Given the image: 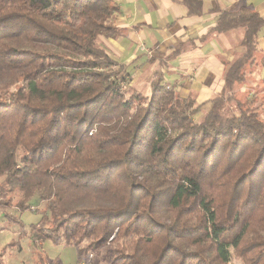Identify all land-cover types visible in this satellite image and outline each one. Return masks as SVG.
<instances>
[{
	"label": "trees",
	"instance_id": "1",
	"mask_svg": "<svg viewBox=\"0 0 264 264\" xmlns=\"http://www.w3.org/2000/svg\"><path fill=\"white\" fill-rule=\"evenodd\" d=\"M210 12V32L241 30L244 51L198 103L165 79L184 43L152 59L149 93L134 88L135 66L100 42L123 33L116 0H0V207L44 203L35 244L93 264H264V94L242 90L264 17L245 2Z\"/></svg>",
	"mask_w": 264,
	"mask_h": 264
},
{
	"label": "crops",
	"instance_id": "2",
	"mask_svg": "<svg viewBox=\"0 0 264 264\" xmlns=\"http://www.w3.org/2000/svg\"><path fill=\"white\" fill-rule=\"evenodd\" d=\"M203 1L204 14L190 16L177 0H116L118 13L114 23L123 33L118 38L101 37L102 42L122 63L135 66L134 78L150 62L151 69L157 68L158 60L152 59L158 54L169 53L184 43L185 50L167 61L165 78L181 95L192 96L198 103L206 102L221 90L226 62L244 51L240 46L241 30L210 32L218 16L210 11L217 4L237 8L245 2L264 17V0ZM259 48L264 52V34L259 38Z\"/></svg>",
	"mask_w": 264,
	"mask_h": 264
},
{
	"label": "rangeland",
	"instance_id": "3",
	"mask_svg": "<svg viewBox=\"0 0 264 264\" xmlns=\"http://www.w3.org/2000/svg\"><path fill=\"white\" fill-rule=\"evenodd\" d=\"M264 34V28L260 33V37ZM102 38H100V42ZM264 53L261 49L257 50L256 57L258 60V65L248 66V69L251 70V73L247 77L246 84H243V92H258L260 95L264 94V78L261 77L263 67H264ZM237 56V54L235 55ZM152 63L146 70L139 76L134 78L132 85L136 88L137 91L143 93H149L150 91V82L152 79V74L154 72L153 68L151 69ZM167 80V78H165ZM251 92V93H252ZM257 93H254V95ZM243 96L242 94L240 95ZM264 99V97H262ZM208 110V106L203 110L204 114ZM201 117V115H200ZM3 178H0V186L2 184ZM16 194V193H15ZM17 195V194H16ZM15 198V196H14ZM17 198L13 202L14 205L8 208L0 207V257L3 260L4 264H36L37 257L42 254L47 256L50 259L59 258L63 261L64 264H93V260L80 261L78 258V253L75 245H69L65 243L55 244L49 240H45L35 244L30 237V224L32 222L38 221L40 219L41 212L37 213L36 209L42 211L44 210V203L39 202L37 196L35 195L28 203L29 206L27 210L22 212L20 208L15 205ZM15 220L21 219L27 223L25 229V234L21 236L20 233V222ZM39 253V254H38ZM98 264H107L108 260L106 257L98 258ZM231 264H242L241 261L237 260L234 256L231 258Z\"/></svg>",
	"mask_w": 264,
	"mask_h": 264
},
{
	"label": "built area",
	"instance_id": "4",
	"mask_svg": "<svg viewBox=\"0 0 264 264\" xmlns=\"http://www.w3.org/2000/svg\"><path fill=\"white\" fill-rule=\"evenodd\" d=\"M45 264H48V263H45Z\"/></svg>",
	"mask_w": 264,
	"mask_h": 264
}]
</instances>
